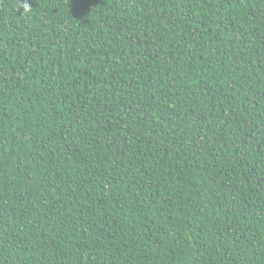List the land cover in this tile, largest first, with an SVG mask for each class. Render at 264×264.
Masks as SVG:
<instances>
[{
    "label": "trees",
    "instance_id": "16d2710c",
    "mask_svg": "<svg viewBox=\"0 0 264 264\" xmlns=\"http://www.w3.org/2000/svg\"><path fill=\"white\" fill-rule=\"evenodd\" d=\"M0 264H264V0H0Z\"/></svg>",
    "mask_w": 264,
    "mask_h": 264
}]
</instances>
